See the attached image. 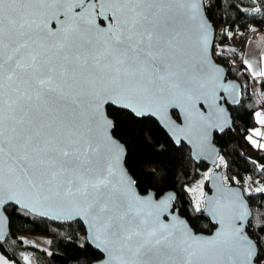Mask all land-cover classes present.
<instances>
[{
    "label": "snow or ice",
    "instance_id": "1",
    "mask_svg": "<svg viewBox=\"0 0 264 264\" xmlns=\"http://www.w3.org/2000/svg\"><path fill=\"white\" fill-rule=\"evenodd\" d=\"M207 7L206 0H0V209L11 203L76 221L86 258L88 246L95 249L93 264H264V244L246 231L264 233V212L249 219L251 191L206 174L215 195L204 208L196 199L193 210L218 227L197 235L170 211L171 193L138 192L126 147L113 135L122 121L155 117L176 145L186 140L196 158L228 167L210 136L230 127L225 96L240 99L213 62Z\"/></svg>",
    "mask_w": 264,
    "mask_h": 264
},
{
    "label": "trees",
    "instance_id": "2",
    "mask_svg": "<svg viewBox=\"0 0 264 264\" xmlns=\"http://www.w3.org/2000/svg\"><path fill=\"white\" fill-rule=\"evenodd\" d=\"M206 15L213 27H223L220 39L214 44L219 52L217 62L226 66L227 77L240 84V103L228 107L232 117V128L223 133H215L214 141L220 147L228 167L221 166L226 184H235L242 189L245 177L257 180L264 186V150H257L246 142L253 126L256 111H264V77H253L244 69L242 60L230 58L228 35L234 28L262 30L264 27V0H207ZM231 61V65L227 62ZM227 61V62H226ZM175 117V116H174ZM113 135L126 147V166L137 177V190L142 194L148 190L162 194L165 190L176 192L174 208L183 216L195 232L208 234L214 225L203 212H194L187 187L200 178L207 170L202 162L194 163L189 149L181 143L175 146L151 117H144L135 123L120 122ZM244 145L248 149L246 151ZM219 160V159H218ZM153 169L156 171L153 172ZM205 189V183H204ZM244 190V189H243ZM245 199L252 209L250 222H258V214L264 212V194L250 190ZM8 218V235L0 243V254L11 264H24L27 254L32 264H87L92 262L95 249L88 246L87 258L83 243V229L76 221L53 222L33 216L16 206L3 208ZM261 244L264 233L246 229ZM48 237L47 248L23 243L20 235Z\"/></svg>",
    "mask_w": 264,
    "mask_h": 264
},
{
    "label": "water",
    "instance_id": "3",
    "mask_svg": "<svg viewBox=\"0 0 264 264\" xmlns=\"http://www.w3.org/2000/svg\"><path fill=\"white\" fill-rule=\"evenodd\" d=\"M210 24H211V23H210ZM211 26H212V46H211V51H212V59H213V46H214V40H215V38H214L215 27H213L212 24H211ZM213 62H214L216 65H218L221 69H223V82H224L225 84H228V83L236 84V85L238 86V95H240V92H241V91H240V84H239V82L236 81L235 79L233 80V79H230V78L227 77V68H226V66L220 64L219 62H217V60H214V59H213ZM220 95H223V93H220ZM221 104H222V106L226 109V111H227V113H228V115H229L230 121H231L230 127H228V128L225 129V131H226L227 129H230V128H232V126H233V124H232L231 113L229 112L228 107H233V106H235L236 104L231 103V97H230V96H225L224 100L221 101ZM169 111H170V114H171L172 112H175V111H178V110L170 109ZM148 118H149V117H148ZM151 118L156 122V124L158 125V127L161 128V129L163 130V132L165 133V135L167 136V138L170 139L171 143H173L175 146H178V145H176V144L174 143L173 138H172V136L170 135V133L168 132V130H167V129H166V128H165V127L159 122V121H157L155 117H151ZM173 119H175L174 116H173ZM225 131H224V132H225ZM215 133L219 134V133H221V132H219L218 130H215V131L212 132V134H211V136H210V145H211L212 148L215 149V152L218 153V155H219L220 147H218V145L215 143V141H214V136H213ZM119 141H120V140H119ZM120 143H121V142H120ZM181 143L184 144V145L189 149V156H190V159H192V161H193L194 163L202 162V163H204V164L207 165V166L214 167V165H213V163H212V159L196 158V156H195V149L193 148L192 144L188 143L186 140H185V141H182ZM122 144H123V143H122ZM217 161H218V159L216 160V164H217ZM211 172L219 173L221 179L224 181V179H223V177H222V172H221L220 169L217 168L216 170H213V171H211ZM208 173H209V172H208ZM226 186H227L228 188H232V189H234V190H243L240 186L235 185V184H229V183H228V184H226ZM138 192H139V191H138ZM169 193H171V194L176 198V192H173L172 190H165L162 194H160V196L163 197V196H165V195H167V194H169ZM140 194H141V193H140ZM143 194H145V192H143L141 195H143ZM214 195H215V188L212 186V181H211L210 179H209V180H206V182H205V190H204V192H203V197H202L203 205H202L201 208H204L207 199L210 198V197H213ZM174 201H175V199L172 201V208L170 209V211H171L174 215H177V216H179L181 219H183V220L186 221V219H185L183 216H181L180 213H178L177 208H174V207H173V205H174ZM246 201H247V199H246ZM7 205H12V206L14 205V206H16L18 209H20V210H23V211L25 210V209L21 208V207L18 206V205H15V204H11V203H9V204H7ZM5 206H6V205H5ZM25 211H26V210H25ZM0 212H2V215H3V219L0 220V243H1V242H3V240H4V239L7 237V235H8V224H9V222H8V218H7V215H6L5 211H3V209H0ZM27 212H28V211H27ZM28 213H30V214L33 215V216H37V215L32 214L31 212H28ZM203 214H204L205 217L208 219V221L214 225V227L212 228V230H211L208 234H205V233H202V232H195L194 230H193V231H194L197 235L211 236V235L215 232V230H216V228L218 227V225L214 224V222L212 221V218H211L209 215H207V213H203ZM37 217L42 218V219H44V220H51V221H53V222H55V223H57V222H60V223H68V222H63V221H59V220L49 219V218H47V217H41V216H37ZM250 218H251V217H250ZM250 218H249V219H250ZM162 219H163V217H162ZM186 222H187V221H186ZM187 223H188V222H187ZM189 226H190V224H189ZM190 227H191V226H190ZM191 228H192V227H191ZM90 264H93V262H91Z\"/></svg>",
    "mask_w": 264,
    "mask_h": 264
},
{
    "label": "crops",
    "instance_id": "4",
    "mask_svg": "<svg viewBox=\"0 0 264 264\" xmlns=\"http://www.w3.org/2000/svg\"><path fill=\"white\" fill-rule=\"evenodd\" d=\"M230 43V58L236 61L242 60L244 69H247L249 74L253 77H260L259 73L264 70V27L262 30L248 29L247 31L238 28L232 29L228 35ZM248 65L251 66L249 69ZM259 113V119H264V112L261 110L256 111L253 118V126L250 129L249 136L253 135L255 145L246 138L245 143H249L257 150H264L259 145L264 144V124L259 122L257 117ZM254 132H259L260 135H254ZM0 261H3L0 258Z\"/></svg>",
    "mask_w": 264,
    "mask_h": 264
},
{
    "label": "rangeland",
    "instance_id": "5",
    "mask_svg": "<svg viewBox=\"0 0 264 264\" xmlns=\"http://www.w3.org/2000/svg\"><path fill=\"white\" fill-rule=\"evenodd\" d=\"M216 53H217V58H219V52H217V50H216ZM248 138L250 139V141H255L253 135L252 136L248 135ZM244 147H245V149L247 151L248 149L246 148V145H244ZM217 165H219V160L217 161ZM220 167L221 166H219V167H216V166L210 167V166H208L206 172H204L203 175L200 178L196 179V182H194L193 184L189 185L186 188L187 191L189 192V195H190L191 200H192L193 203H195L196 199H201V207H202L203 201H202V197L200 196V193H201V191L204 192V190H205L204 187H203L204 183L206 182L204 177H205L206 174H208V172L216 170L217 168L221 170ZM201 185H202V187H201ZM257 187H264V186L262 185V183H259L257 180H248V178L245 177V184H244L243 189H247L248 191H250V190L254 191ZM189 189H196V191L195 192H191V191H189ZM20 239L22 240L23 243L31 244L33 246H38V247H41V248H44V249L47 248V244L49 242L48 241V237H43V236H39V235L34 236V235H30V234L20 235ZM25 257L28 258L27 262L25 261ZM0 258L3 260V261H0V264H11L10 261L7 260L6 258H3V256L1 254H0ZM30 258L31 257L26 254L23 257L24 264H32V262L30 261L31 260Z\"/></svg>",
    "mask_w": 264,
    "mask_h": 264
},
{
    "label": "built area",
    "instance_id": "6",
    "mask_svg": "<svg viewBox=\"0 0 264 264\" xmlns=\"http://www.w3.org/2000/svg\"><path fill=\"white\" fill-rule=\"evenodd\" d=\"M206 3H207V0H206ZM222 31H223V27L217 26V28H215L214 44L220 39V35H221ZM213 59L214 60L217 59V53H216V50L214 49V46H213ZM230 63H231V60L229 62H227L228 65H231Z\"/></svg>",
    "mask_w": 264,
    "mask_h": 264
}]
</instances>
